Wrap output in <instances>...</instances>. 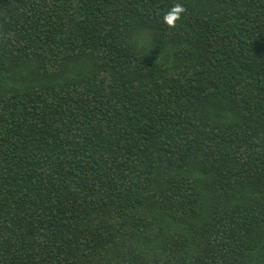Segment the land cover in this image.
Listing matches in <instances>:
<instances>
[{
  "label": "trees",
  "instance_id": "16d2710c",
  "mask_svg": "<svg viewBox=\"0 0 264 264\" xmlns=\"http://www.w3.org/2000/svg\"><path fill=\"white\" fill-rule=\"evenodd\" d=\"M0 264H264V0H0Z\"/></svg>",
  "mask_w": 264,
  "mask_h": 264
},
{
  "label": "clouds",
  "instance_id": "9594fccd",
  "mask_svg": "<svg viewBox=\"0 0 264 264\" xmlns=\"http://www.w3.org/2000/svg\"><path fill=\"white\" fill-rule=\"evenodd\" d=\"M186 11L185 7L177 3L163 14V21L169 28H174Z\"/></svg>",
  "mask_w": 264,
  "mask_h": 264
}]
</instances>
